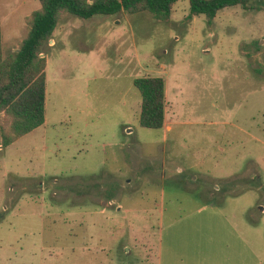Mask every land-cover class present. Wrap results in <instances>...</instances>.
<instances>
[{"label":"rangeland","instance_id":"rangeland-1","mask_svg":"<svg viewBox=\"0 0 264 264\" xmlns=\"http://www.w3.org/2000/svg\"><path fill=\"white\" fill-rule=\"evenodd\" d=\"M38 6L0 0L4 55ZM188 9L59 17L44 122L0 150V264H192L219 220L264 264V0ZM141 75L165 79L161 127L138 124Z\"/></svg>","mask_w":264,"mask_h":264},{"label":"trees","instance_id":"trees-1","mask_svg":"<svg viewBox=\"0 0 264 264\" xmlns=\"http://www.w3.org/2000/svg\"><path fill=\"white\" fill-rule=\"evenodd\" d=\"M39 6L26 16L29 28L18 48L4 55L0 27V112L11 116L0 129V146L30 131L44 121L45 55L43 46L50 38L59 17L70 12L82 17L149 11L153 17L168 21L177 0H38ZM187 17L203 13L211 21L218 9L232 5L247 6V0H188ZM140 93L138 124L158 128L165 113V79L162 75H141L132 79ZM108 199L112 196L108 195Z\"/></svg>","mask_w":264,"mask_h":264},{"label":"crops","instance_id":"crops-1","mask_svg":"<svg viewBox=\"0 0 264 264\" xmlns=\"http://www.w3.org/2000/svg\"><path fill=\"white\" fill-rule=\"evenodd\" d=\"M164 117H165V113H164ZM126 130L128 131L129 128L126 127ZM26 133L22 135H25ZM3 147L0 146V150H2ZM219 227L220 228L218 229V231H221L222 235H220L219 232L218 235H215L214 237H212L209 234L207 235L209 239L212 237L213 244L211 243L212 241H191L192 252L190 254V260L192 264H205L206 262H208L207 264H211V262H213L214 264H246L247 263L246 253L248 248L247 246L248 242L246 241L245 237H242L240 232L236 230L235 226L233 225L232 227L230 223H228V221L226 223L224 221L219 220ZM203 234L204 232L201 233V235ZM212 250L214 252L210 253V251L212 252ZM182 259L183 257H177L178 261ZM256 261L257 263H260V260H256Z\"/></svg>","mask_w":264,"mask_h":264}]
</instances>
